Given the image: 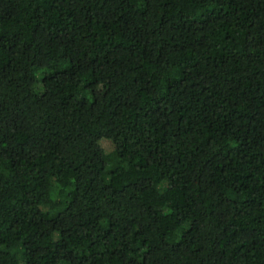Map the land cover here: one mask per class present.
Segmentation results:
<instances>
[{
  "label": "trees",
  "instance_id": "obj_1",
  "mask_svg": "<svg viewBox=\"0 0 264 264\" xmlns=\"http://www.w3.org/2000/svg\"><path fill=\"white\" fill-rule=\"evenodd\" d=\"M0 264H264V0H0Z\"/></svg>",
  "mask_w": 264,
  "mask_h": 264
},
{
  "label": "rangeland",
  "instance_id": "obj_2",
  "mask_svg": "<svg viewBox=\"0 0 264 264\" xmlns=\"http://www.w3.org/2000/svg\"><path fill=\"white\" fill-rule=\"evenodd\" d=\"M102 146L109 151V146L106 142H103L102 143ZM22 171H26L27 173H29L30 175H33L34 174V169L32 167L30 168H27V167H23L22 168Z\"/></svg>",
  "mask_w": 264,
  "mask_h": 264
}]
</instances>
